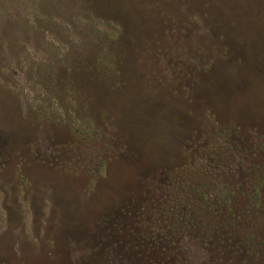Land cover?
Returning a JSON list of instances; mask_svg holds the SVG:
<instances>
[{
	"label": "rangeland",
	"instance_id": "obj_1",
	"mask_svg": "<svg viewBox=\"0 0 264 264\" xmlns=\"http://www.w3.org/2000/svg\"><path fill=\"white\" fill-rule=\"evenodd\" d=\"M0 264H264V0H0Z\"/></svg>",
	"mask_w": 264,
	"mask_h": 264
}]
</instances>
